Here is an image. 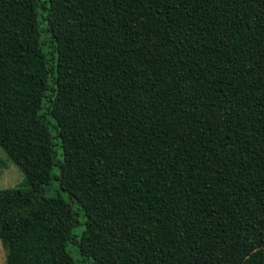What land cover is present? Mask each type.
Segmentation results:
<instances>
[{
  "label": "trees",
  "instance_id": "obj_1",
  "mask_svg": "<svg viewBox=\"0 0 264 264\" xmlns=\"http://www.w3.org/2000/svg\"><path fill=\"white\" fill-rule=\"evenodd\" d=\"M0 148L6 264H264V0H0Z\"/></svg>",
  "mask_w": 264,
  "mask_h": 264
},
{
  "label": "rangeland",
  "instance_id": "obj_2",
  "mask_svg": "<svg viewBox=\"0 0 264 264\" xmlns=\"http://www.w3.org/2000/svg\"><path fill=\"white\" fill-rule=\"evenodd\" d=\"M55 152L57 158L61 159L62 149L55 146ZM54 173H57V169H54ZM23 181V175L20 170L7 158L6 154L0 148V190L14 188L20 185ZM57 188V182L53 184V191ZM53 191L48 193L47 196H51ZM81 227L75 229V232L79 233ZM70 247L69 251L72 252ZM0 264H6V250L0 241Z\"/></svg>",
  "mask_w": 264,
  "mask_h": 264
}]
</instances>
